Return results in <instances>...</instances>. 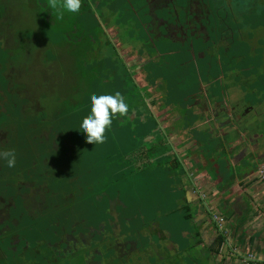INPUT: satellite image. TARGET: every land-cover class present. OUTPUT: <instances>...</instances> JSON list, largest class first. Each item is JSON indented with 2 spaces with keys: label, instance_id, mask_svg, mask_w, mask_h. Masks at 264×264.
Returning <instances> with one entry per match:
<instances>
[{
  "label": "rangeland",
  "instance_id": "374dc122",
  "mask_svg": "<svg viewBox=\"0 0 264 264\" xmlns=\"http://www.w3.org/2000/svg\"><path fill=\"white\" fill-rule=\"evenodd\" d=\"M42 1V10L45 11L43 14L40 12V0H13L12 5L8 7V18L6 21H2V23L4 26L7 25L12 20L9 18V16L13 17L14 22L12 21L10 23L11 31L19 32L20 36L22 37V42L27 40L31 44L30 47L32 49L31 51L33 53L34 59H37V52L34 50L37 46V43L45 44L47 43L46 41H48V44L52 41L60 43L57 47L62 51L60 55L62 59L67 60L71 57H73V59L75 57L79 59L78 74L79 72L80 74L78 76V85L76 87H70L69 85L66 88H63L65 76H62L61 79H58L60 74V65L62 69L63 63H66L69 68L70 64L67 61H60V64H57L58 61L55 62V49L45 44L46 47L42 57H40L39 60L40 63L42 62L41 58H43L45 61L47 79L51 78L55 71L58 70V72L55 74L57 77L58 86L56 92H45V94H43L44 97L42 104L45 107L52 109H47V113L51 111L62 113L60 122L63 126V129L70 130L72 128L70 134L73 135L76 141H78V152L83 158L87 157L88 161L91 163L89 167L92 168L93 173L91 176L92 179L90 180L91 188H88L89 191L85 190L84 188L80 189V180H78V184L73 186L72 183L75 181L73 178L69 184L65 183L67 181V174L69 176L76 175L79 176V178L82 177L85 169L81 168H85V163L79 161L77 162V165L79 163V173L65 174L62 172L61 174L60 178L62 183V191L68 192L69 190L67 188L70 186L73 191V196H70V198L66 201H63V199L61 200L60 219L63 224H65L64 220L67 221V218L70 220H72V217L77 220L84 219L83 222L80 223L78 221V225L74 226V233L77 234L86 232L88 230L90 232L87 233V236L83 237L85 239V243L89 246L82 244L75 251L71 249L72 253L71 251H66V255L63 254V257L56 258L57 261L55 264H87L86 256L88 252L91 251L92 255L88 260L90 264H105V262H107V264H137L134 258L132 259V263H130V254L126 256L125 260L119 259L118 257H115V253L112 248H105V236L108 234L111 235L112 231H115L116 234H118L119 231H121V233L126 232L128 234V236L126 235L127 237L132 239L134 238L137 242L140 241V244H137V250L141 252L142 261L144 264H162L161 261L153 257L151 259L146 257L153 255L152 248L156 249V247H159L157 253H163L165 255L167 245H164L163 239L158 235L160 234V225L166 226V221L168 223L170 222L168 224L170 228H167V230L171 233L170 238L168 237L167 239L169 242L168 244L171 246V248H173V254H167V257H169L168 261L169 259L171 260L172 256H174L173 261L171 260V263L177 264L180 256H183L184 252H186L190 259L185 260V262H188L189 264H207L208 260L201 256L198 250L194 247L195 227L191 222H187L184 218V211H182L180 206L182 200L179 199L181 194H178L176 190L172 192V190L168 189V186L171 187L172 183L170 180L171 177L165 178V176H167L169 173L166 170V166L163 168L161 167L162 164L160 163L158 166L153 164L150 167L149 164H146L144 168L145 170L134 171L128 169V166H130L131 163L125 162L124 167L126 168L119 173H116L115 168H122V165L119 164V161H121L123 157H125V160L132 159V157L135 155L133 152L140 144H142L140 135L143 134L144 128L152 130L157 125L158 120L156 117L148 116L150 114H147V117H149V122L147 123L148 126L139 127L138 131L134 129L132 130V128L135 127L134 125H128L129 127H127V130L129 132L130 141L126 142L125 146H123L122 140H118V144H115L113 152L114 156H112L113 161L111 163L113 168H111L110 171L109 183L105 182V140L103 143L99 144L88 143L85 139V135L79 131L80 123L89 115L87 113L84 114L85 110H80L79 108L90 103L86 99H88L89 96L88 91H91L88 77L86 76L84 79L82 72H90V79L96 80V86L99 87L101 94H105V90L107 89L106 92H108L111 88L108 84H105L106 80H109V82L112 80V77L108 76L107 69H111L110 72L118 69L117 72L120 73L121 78L124 79L123 83L125 85L123 88L126 89L124 93L126 97L129 98L132 96L134 101H136L137 97L141 94V90L144 89L138 84L144 83V75H141L140 69L142 65L146 64L149 60H156L158 58V53L153 48H150L152 50L148 49L149 51L147 50V53L144 56L141 55L140 50L143 48L141 45L147 47L143 42L146 38H144V36L146 35L142 28H144V26L148 29L149 27L152 28L151 33L154 35V41L158 40L161 33L159 28L148 23V15L145 16V14H148L145 0H81L80 9L76 13H70L60 8L59 4L62 3V0H57V9L50 8L48 0ZM196 2L197 0H191V11L199 13L198 7L195 6ZM45 4L47 5L48 9L45 7ZM159 4L161 3L157 2V4H152V9H154V7H159ZM244 4L246 8L244 9L246 12H248V10L254 9V7L257 6L256 8H259L260 12H256L254 10L251 12L259 14L263 11V14L250 16L248 13L246 14L244 20L240 18L234 20L233 22L235 23L229 22L234 28L240 27V25L245 22L247 25L245 26L244 31H248V33L255 31V36H253L251 40H246L248 43L245 45L240 42L246 38V35L243 33H237V37L228 39L229 42L233 40L231 43L228 42V46H233V48L237 49L235 52H232V55L234 56H232L233 58L229 60V64H226V57L223 56L222 53L219 54L217 52L219 48H215V45L213 44L215 41L213 33H211L212 41L209 40L208 35L207 37L201 36L198 38H196L195 35H191L189 38V45L186 46H182V42L177 41L172 43L170 40L167 41L170 45L172 44L176 46L174 49H177L178 47L181 48L180 53H172L170 56H166L167 60H163V62L158 60L156 61L158 65L160 62L163 66L165 61L167 62L166 65L170 66V68H162V72H167L165 77L170 76L172 78V80L167 84L169 92H171L172 86L175 83L173 79L180 81L181 77H183L173 76L175 75V68L178 71L182 70L187 73L189 72L188 77L190 78H185L188 83H190L191 80L193 83L201 85L203 82H207L208 80L211 82H218L216 76L220 71H218L217 68H221L219 63L221 56L223 57L221 75H224V77L225 75H228L229 78H227V80L234 79L233 77H230L232 73L229 74L227 72L229 69L228 67H232L233 72H238L239 69L242 68L239 67L240 61L248 58L249 61H247V65L248 67L250 66V68L247 69V72L245 71V74L249 75L243 78L244 82L247 83L246 88H242V91L244 92L243 97L246 96L245 103L247 106L253 104L257 105L261 102V99H263L261 97L264 95V0H251V2H249V0H244ZM211 5L213 6L212 3ZM176 9L177 11H182L178 5H176ZM238 9L240 8L237 7V9L235 8L234 10L236 15H239L240 13L237 11ZM239 11H241V9ZM161 15L168 18L171 17L170 11H166L163 14L161 12ZM196 17L199 18L198 16ZM211 19L214 22V16L211 17ZM196 21L198 22L199 20L197 19ZM143 22L144 25L142 24ZM2 23L0 21V27ZM190 23L193 24V22ZM47 25H49V27ZM111 25L112 27L108 29V27ZM83 30L87 31L95 38V43L93 45L94 49L92 51L88 49V51L91 52L88 53L87 57L85 56L79 58L78 53H80L79 49L82 45L78 46L75 44V42H72L68 36L70 35L73 40H76L78 38L77 36L81 33V31L83 32ZM169 31L170 35H172L175 39H181V37H183L180 28H172L170 26ZM195 31L199 33L205 32L206 30L204 27H200V29ZM119 32H121V34ZM177 33H179L181 37H179ZM109 41H111L113 45L112 47L110 46L111 43L109 44ZM193 42L194 46L192 44ZM199 44H201L200 48H198ZM73 45H77V48H74L76 51L70 50L72 49ZM113 47L116 49H113ZM238 47L245 49L239 50V52L242 54H239ZM161 53L163 54V52H160V54ZM236 55L243 56L242 58H238ZM83 58L84 61L81 60ZM108 60L113 62V65H110ZM116 60L117 66L115 63ZM186 62H189L190 64H185ZM83 63L86 65L84 68H82ZM41 64L44 66L43 62ZM155 67V65L147 67L146 71L149 78H154L156 76ZM127 71L133 75H130L127 73ZM151 72H154L155 74L151 75ZM112 73L113 72H111V74ZM53 82L54 84L56 83L55 80H53ZM119 82H121V80L116 83ZM151 83L154 82L152 81ZM205 84L206 83H203V86L201 87V91L203 90V92H200L203 93V95L205 93L204 91L208 90V86ZM52 86V83H44V87L47 88V91ZM155 88L159 89V87ZM155 88L151 89V94H155ZM92 89L98 88L92 87ZM217 89L220 93V88ZM145 91L142 93L144 96ZM94 94L95 93H91V95ZM151 94H146V96H151ZM156 95L157 96H155L154 99L148 98L150 100V106L160 119H164V124L167 125V132L171 135L170 131L174 122L173 119H175L174 115L170 113L171 110L174 111L176 108V110L180 112L182 111L181 109L186 107V105L190 106L189 103H191V101H189L188 98H183L182 94L178 95L176 98L173 96L171 105H173L174 108L172 109L171 106L164 110H160L158 106L162 105L163 103V105H166L169 103V101L167 97H164L162 100L161 93H156ZM57 97H60V101H57ZM204 101L200 100V104L198 102V105L201 106L202 110L198 108L197 111L204 116L209 114L208 118L212 119V116H214L213 110H208L209 104ZM229 105L227 104V107L224 108V110L229 109L231 106ZM247 110L248 108L245 109V112H247ZM136 115L137 112L134 110L132 113V119ZM117 117L118 116L116 115L115 118ZM229 119L230 118H228L226 121ZM194 127V129L197 128L196 126ZM201 131L204 135V141H207V143L201 148L203 152L202 154L205 157L212 158L215 161H224V152L227 150L224 149L225 147L222 144L223 140L219 138L217 131L209 129ZM138 133L139 136H136ZM193 133H196V131L194 130ZM146 139L149 138H144V141ZM69 140L70 142H73V139L69 138ZM174 140L175 142H179L181 139L175 137ZM218 142H220V145L214 147ZM191 160L192 159L190 158V161ZM233 169L235 168L233 167ZM140 171L141 176L137 178L134 177ZM173 173H175V171ZM176 174L177 173L174 175ZM116 180V187H112L111 184ZM155 181H163L165 184V189L157 187V190L154 184ZM196 181L200 187L205 186L207 181L210 185L213 184L212 180H210V178L208 179L206 175L198 178ZM106 191L112 192V195L116 194L114 200H116V204L119 205V210L115 211L116 204L111 200L109 201L106 196ZM76 193L79 194L81 200L78 201ZM124 202H126V206H128L126 211L125 208L122 207ZM213 207L216 211L215 213L213 212V214H220L219 210L216 209V206ZM106 211H108L110 215L106 214ZM120 216L131 219V223L128 225V221H124L125 219L121 218ZM150 222L153 224L156 222L154 228H144L143 225L148 226L150 225ZM226 225L227 224H225V229H227ZM85 226H89L88 230ZM91 232L92 234L97 232V235H95V240H93L94 237L93 239L91 238ZM132 232H134V234L131 235ZM45 234H48V231H45ZM110 237L113 236H109V238ZM100 238L103 240L100 241ZM78 243L81 244V242ZM26 255L30 256L31 253ZM23 260L24 259L20 257V261L23 262ZM28 260H30V264L37 261L44 264L43 262L45 261L41 258L32 259V257ZM28 260L25 262L26 264L29 263Z\"/></svg>",
  "mask_w": 264,
  "mask_h": 264
},
{
  "label": "flooded vegetation",
  "instance_id": "af4514ba",
  "mask_svg": "<svg viewBox=\"0 0 264 264\" xmlns=\"http://www.w3.org/2000/svg\"><path fill=\"white\" fill-rule=\"evenodd\" d=\"M12 2L13 0H0L1 23L7 20L8 7ZM42 8L43 1L40 2L41 14L45 13ZM9 18L12 19L10 23L14 22L13 17L9 16ZM10 23L5 26L2 23L0 27V152H14L16 166L8 168L6 160L0 158V264H23L31 257L44 259V264H55L56 258L63 257L66 251L71 249L75 251L82 244L89 246L83 238L90 232L89 226H85L88 231L77 234L73 229L84 219L67 218V221L64 220L65 224L60 219L61 200L66 201L73 196L70 186L68 192L62 191L61 174L62 172L79 173L77 162L82 155H78V141L70 134L72 128L63 129L60 122L62 113L54 111L47 113V109H52L42 104L43 94L56 92L58 86L55 75L58 70L47 79L45 61L41 58L43 66L39 60L46 43H37L34 49L37 52V59H34L31 44L27 40L22 42L19 32L11 31ZM69 36L68 38L75 42ZM59 44V42L52 44V48L56 51L55 62L58 61L57 64H60V61H67L70 68L66 63H63L62 69L60 65L58 79L65 76L63 88L69 85L76 87L77 58L62 59L60 56L62 51L57 47ZM74 48H77V45H73L70 50L76 51ZM44 83H52L53 86L47 91ZM57 101H60V97H57ZM63 135H66L64 140ZM69 138L73 139V142H70ZM69 178L65 183L69 184L73 178L75 181L72 186L78 184L80 180V189L85 185L86 190L91 188L88 179L84 181L82 177L76 175ZM76 197L78 201L81 200L78 193ZM210 215L213 223V214ZM45 231H48V234H45ZM109 236L113 237L109 238ZM158 236L163 239L164 245H167L165 255L157 253L159 247H156V249L152 248L153 255L146 258L153 257L162 264H174L171 263L174 256L169 261L167 257L169 253L173 254V249L166 239L160 234ZM91 238L95 240L92 232ZM194 238V246H196L198 238L197 236ZM107 247L112 248L115 257L119 259L125 260L130 254V263L134 258L137 264H144L135 239H125L123 235L112 231L111 235L105 236V248ZM195 248L198 250L200 247ZM198 252L200 253L199 250ZM28 253L31 255L27 256ZM91 255L92 251L88 252L87 264H90L88 260ZM20 257L24 259L23 262L20 261ZM188 259L190 257L184 252L177 264H186L185 260ZM28 261L30 264V260ZM32 264L42 263L37 261Z\"/></svg>",
  "mask_w": 264,
  "mask_h": 264
},
{
  "label": "trees",
  "instance_id": "16d2710c",
  "mask_svg": "<svg viewBox=\"0 0 264 264\" xmlns=\"http://www.w3.org/2000/svg\"><path fill=\"white\" fill-rule=\"evenodd\" d=\"M41 1L42 0H40V2ZM157 2L161 3L159 4V7H154V9H152V4H157ZM249 2H251V0H249ZM145 3L147 6V10H148L147 11L148 14H145V16L148 15L147 16L149 19L148 23H150L151 25L153 24L154 27L156 26L157 28H159L161 32V36L158 38L157 41H154L155 40L154 35L151 33L152 28L149 27L148 29L147 27L144 26V28L142 29L146 35L144 36V38L145 37L146 38L144 39L143 42L146 44L147 47H145L144 45H141L143 46V48L140 50V53L142 56H144L147 53L148 49L153 48L158 53V58L156 60H149L146 64L142 65L140 72H141V75H144V80L147 84L146 85L140 84L144 89L141 90V94L137 97L136 101H134L132 96L128 98L124 95L125 90H126L123 88V86L125 85L123 83L124 79H122L121 74L117 72L118 69L111 71L113 72L112 74L110 72L111 69H107L108 76L112 77V80L110 82L109 80L105 81V84H108L111 87L110 91H108L109 93L106 92L107 89L105 90V94H115V92L119 91L124 97L126 103L128 104L129 111L123 117L117 114L118 117L117 118L114 117V119L112 120L111 127L109 129H106L105 131V182L106 183H109L110 171H111V168H113L111 166V163L113 161L112 156H114L113 152H114L115 144L116 143L118 144V140H122V144L123 146H125L126 142L130 141L129 132L127 130V127H129L128 125L130 124L134 125L135 127H133L132 130L134 129L136 131H138L139 127L148 126L147 123L149 122V117H147V114H150L148 116L156 117V119L158 120L157 125L154 127V129H152L153 131L150 129L144 128L143 134L140 135L142 144H140L136 148V150L133 152V154L135 155L132 157V159L125 160L124 159L125 157H123V159L119 161L120 162L119 164L122 165V168L121 167L120 168L118 167V169L115 168L116 173H119L120 171L126 168L124 167L125 162L131 163L130 166L127 165L128 169L134 170V171L145 170L144 168L146 164H149L151 167L153 164L154 165L156 164V166H158V164L161 163L162 164L161 167L164 168L166 166V170L169 172L168 175L173 174V172L176 170L178 172L180 171V174L185 173L184 168H183L184 164L183 162L179 160L178 155L176 153L170 154L171 150L168 144V140H171V136L168 134L167 129H165L164 119H160L157 115H154V112L152 111L150 107V100L148 99L146 95L144 96L142 94L145 91V89L147 91L150 88L159 87V89L155 88L156 92L155 94H153V99L155 96H157L156 93H161L162 100L164 97H167L169 103L166 104L167 105L166 106V105H163L164 103L162 102L163 104L158 106L160 110H164L171 106H172V109L174 108L173 105H171L173 96H175L174 98H176L178 95L182 94L183 98H188L189 101H191V103H189L190 106L186 105V107L184 109H181L182 111L180 112L176 110V108L174 109V111L171 110L170 113L173 114L175 117V119H173L174 122H173L172 127L176 133L184 134L185 138L193 137L194 139H196L197 140V152H198V155H201L203 153L201 148L204 144L207 143V141H204L203 133L198 132L196 129H194L195 128L194 126L196 125V122L199 120L200 115L195 111V106L197 103H196V99L193 96H196L200 92L203 91V90L201 91V87L203 86V83H206L205 85L208 86V90H207L208 95H207V101H206L207 103L208 102L210 103L222 102L226 91L231 87L236 86V87H241V89L246 88L247 83L244 82L243 78L249 75V74H245V71L247 72V69L250 68V66L248 67L247 65L248 64L247 61H249V59L247 58L245 60L240 61L239 67H242V68L239 69L238 72H233L232 71L233 68L228 67L229 69L227 72L229 74L232 73L230 77L234 78L232 83L229 85L228 83L223 82L224 80H227L229 76L225 75L224 77V75H221V72H222L221 69L223 66L222 65L223 57L221 56L220 61H219L221 68H217L218 71L219 70L220 71L218 72V75H217L218 77L216 76V79H218V82H211L210 80H208L207 82H203L201 85L200 84L198 85V84L193 83L190 80V83H188V81H186L185 78H188V79L190 78L188 77L189 72L187 73L182 70L178 71L175 68V75L173 76L174 77L183 76V77H181L180 81H178L177 79L176 80L173 79L175 83L172 86L171 92H169L167 84L169 81L172 80V78L170 76L165 77L167 75V72H164V71L162 72V68L164 67L170 68V66L166 65L167 62L165 61H164V65L162 66L160 62H163V60H167L166 56L168 55L170 56L172 53H180L181 48L178 47L177 49H174L176 46L172 44L170 45L167 41L170 40L172 43L177 42V41L182 42L181 45L186 46V45H189V38L191 37V35H195L196 38L201 37V36L207 37L208 35L209 40L212 41L211 33H213L215 37V41L213 42V44L215 45V48H219L217 52L219 54L222 53L223 56L226 57V64H229V60H231L233 58L232 56H234L232 55V52L233 51L235 52V50L237 49L233 48V46L231 47L228 46V44L233 41L232 40L231 42H229L228 39L237 37L236 36L237 33H243L246 35V38L245 40H242L240 42H242V44L245 45L248 43L246 42V40H251V38L255 36V31L249 32V33L248 31H244V28L247 25V23L243 22L240 25V27H237V28H234L233 26H231V23H235L233 21L236 19H240V18L244 20L246 17V14L248 13L250 16L263 14V11L259 14L255 12H251L252 10L256 12H260V9L256 8L257 6L254 7V9L248 10V12H246L244 0H242V2L241 0H197V2L195 3V6L198 7L199 13L191 11V0H168L167 2L164 0L162 1L161 0H145ZM211 3L213 4L214 7L211 5ZM176 5H178L182 11H177ZM45 7L47 8L46 4H45ZM237 7L241 9V11H239L240 9L237 10L238 12H240L239 15L238 14L236 15L234 11L235 8L237 9ZM166 11H170V14H171L170 18L164 17L163 15H161V12L163 14ZM196 16H198L199 18H195ZM213 16H214V22L211 19V17ZM197 19L199 20L198 21L199 23L196 21ZM190 22H193V24ZM142 24L144 25V22ZM47 26L49 27V25ZM111 26H109L108 29ZM170 26L172 28L174 27L180 28L183 34V37H181L179 33H177L178 36L181 37V39L173 38V36L170 35L168 31L170 29ZM200 27H204L206 31L197 33V31L195 30L200 29ZM119 33L121 34V32ZM168 33L169 35H167ZM77 37L78 38L74 40L75 43L78 46L82 45L79 49L80 53H78L79 58H82L85 56L87 57L88 53L91 52V51H88V49H93L95 38L91 36L85 30H83V32L81 31V33ZM110 43L111 41H109V44ZM192 44L194 46V42ZM110 46L111 47L113 46L112 43L110 44ZM200 46L201 44L198 45V48H200ZM115 47H113V49L117 48ZM239 50H245V49L238 47V52ZM160 52H163V54L162 53L160 54ZM239 54H242V53L239 52ZM242 56L243 55H239V56L236 55V57L238 58H242ZM81 60L84 61V58ZM117 60L115 61L116 66H117ZM157 60L160 61L159 65L156 63ZM108 63L110 65H113V62H110L109 60H108ZM185 64L189 65L190 63L186 62ZM154 65L156 66L155 67L156 76L154 78H149L147 71H146L147 67L154 66ZM84 67H86V65L83 63L82 68ZM127 73H129L130 75H133L129 71H127ZM82 74H83L84 79L86 76L88 77V81L91 87L96 85V80L90 79L89 71L87 73L82 72ZM154 74H155L154 72H151V75H154ZM119 80H121V82L116 83ZM152 81L154 83H151ZM217 88H220L221 90L220 93L218 92L219 90ZM86 100L89 101V97ZM85 105L79 108L80 110L81 109L85 110L84 114L88 112L87 109L90 108V103L85 104ZM134 110H136L137 115L134 116V118L132 119L131 116ZM194 130L196 131V133H193ZM136 136H139V133ZM146 137L147 138L152 137V138L146 139L144 141V138ZM65 138H66V135H63V140ZM218 145H220V142L216 143L214 147H217ZM78 155H80V153H78ZM223 157H224V160L229 161L228 159L229 156H228L227 151L224 152ZM90 164H91L90 162L85 161V168H81V169H85V171L83 172V180L86 181L88 177L89 178L88 180L91 183L90 180L92 178L89 176H90V172L92 171V168L89 167ZM222 167L224 171L222 170ZM67 168H68V164H67ZM208 172L210 173V171ZM138 173H141V171ZM210 175L214 181H216L217 179H220V182L216 185L217 188L219 189L228 188L230 185H233L235 183V179H236V173L234 172L233 167L228 168L227 163H221L220 161L217 162L216 173L214 175L210 173ZM220 175L222 178L219 177ZM66 178L68 179L69 176L67 175ZM111 185L112 187H116L117 180L113 182ZM84 189L86 190V185L84 186ZM106 196L109 199V201L110 200L113 201L116 194L112 195V192L106 191ZM123 205L122 207L125 208L127 204L124 202ZM186 208L187 206L185 207L186 212L183 215L185 219L190 220L193 218V214L191 213V210L189 208L187 210ZM105 213L109 214L108 211H106ZM123 219L127 220V218H123ZM217 233H218L217 246L219 247V250H220L228 238V233L221 232V231H218ZM93 234L97 235V232H94Z\"/></svg>",
  "mask_w": 264,
  "mask_h": 264
},
{
  "label": "crops",
  "instance_id": "0c3cea01",
  "mask_svg": "<svg viewBox=\"0 0 264 264\" xmlns=\"http://www.w3.org/2000/svg\"><path fill=\"white\" fill-rule=\"evenodd\" d=\"M46 42L50 47H53L51 44H56L53 41L49 42V44L48 41ZM93 49L90 50L92 51ZM78 64L79 59L77 58L76 65L78 66ZM232 81L233 79L224 80L223 82L230 85ZM143 82L142 85L147 84L145 80ZM138 84L140 85V83ZM92 87L98 89H92ZM92 87L90 86L91 91H88V97L91 96V93L101 95L98 86ZM151 89L145 91V95L149 91L151 92L148 94H151ZM204 92V95L203 93H199L194 96L197 103L195 111L200 115L195 125L197 127L196 130L201 133V130L205 129L217 131V135L223 140L224 149L227 150L229 156V161L222 160L220 162L227 163L231 168L234 166V172L236 173L235 183L226 189H219L216 184L220 182V179H217L216 182L212 179V183L216 184L210 185L208 180L205 186L200 187L196 180L204 175L211 180L205 167L214 175L218 161H215L213 164L212 160L207 165L204 158H202L201 160L205 167L201 165L199 159L196 158L197 140L193 137L185 138L184 134L176 133L172 127L171 131L169 130L171 140H168L171 150L170 154L176 153L181 158L182 162H184L183 168L185 173L180 174V171H175L176 175H173L175 174L173 173L165 176V178L171 177L172 186H168V189L172 190V192L176 190L178 194H181L179 196V199L182 200L180 206L184 213L186 212V206V210L188 208L191 210L193 218L189 221L185 220L194 225V236L198 238V244L194 247H200L198 250L201 256L208 260L207 264H264V180H261L259 174V169L264 167V95L261 97L263 98L261 102L257 105L247 106L245 103L246 96L243 97L244 92L242 89L236 86L231 87L226 91L222 102L207 103L209 104L208 110H213L214 114L212 119H209V114L204 116L197 111L198 108L202 110L198 102L200 104V100L207 101L208 91ZM147 97L153 98V94ZM227 104L231 106L229 105L230 108L224 110ZM247 108L248 110L245 112ZM87 111L90 114V108ZM152 111L154 112L153 109ZM154 115L157 114L154 112ZM228 118L230 119L226 121ZM164 125L166 129L167 125ZM175 137L181 140L175 142ZM190 158L192 159L191 161ZM85 161L89 162L87 157H82L79 160L82 163H85ZM92 175L91 171L89 177ZM139 176H141V173H137L134 177L137 178ZM219 177L222 178L221 175ZM87 179L89 178L87 177ZM154 184L156 189L157 187L165 189L163 181H155ZM113 202L116 204V200H113ZM213 206H216V209L219 210L220 214L217 215L222 214L221 216L227 222L228 238L220 250L217 246L218 228L214 221L213 212L215 213L216 211ZM117 210H119L118 204H116L115 211ZM126 210L127 206L125 207ZM209 213L213 214V223L210 220L211 215ZM120 217L123 218L122 216ZM124 221H128V225L131 223V219ZM169 223L166 221V226L162 224L164 227L160 225V235L166 239L167 243H169L168 237L170 238L171 236V233L167 230V228H170ZM155 225L156 222L154 224L150 222V225L143 226L144 228L150 227L152 229ZM123 233L119 231L118 234L123 235L125 239H132L127 237L128 234L126 232ZM137 244H140V241ZM249 253L255 254L261 261L245 260ZM186 264L189 263L186 262Z\"/></svg>",
  "mask_w": 264,
  "mask_h": 264
},
{
  "label": "clouds",
  "instance_id": "9594fccd",
  "mask_svg": "<svg viewBox=\"0 0 264 264\" xmlns=\"http://www.w3.org/2000/svg\"><path fill=\"white\" fill-rule=\"evenodd\" d=\"M49 7L57 9V0H48ZM81 0H62L59 7L70 13L80 9ZM90 114L80 123L79 131L85 135L88 143L99 144L105 140V131L112 125V119L117 114L123 117L129 108L122 94L91 95L89 97ZM0 158L7 162L8 168L16 166V155L12 151L0 152Z\"/></svg>",
  "mask_w": 264,
  "mask_h": 264
},
{
  "label": "built area",
  "instance_id": "2783aa9c",
  "mask_svg": "<svg viewBox=\"0 0 264 264\" xmlns=\"http://www.w3.org/2000/svg\"><path fill=\"white\" fill-rule=\"evenodd\" d=\"M259 174H260L261 180H264V167H261L259 169ZM214 221L217 224L218 231L227 232V229H225L226 220L223 216L214 214ZM245 260L261 261L259 258L255 256V254H252V253H249Z\"/></svg>",
  "mask_w": 264,
  "mask_h": 264
},
{
  "label": "water",
  "instance_id": "95a60500",
  "mask_svg": "<svg viewBox=\"0 0 264 264\" xmlns=\"http://www.w3.org/2000/svg\"><path fill=\"white\" fill-rule=\"evenodd\" d=\"M191 138V137H190ZM196 158L197 159H199V162H200V164L201 165H203L204 167H205V165H204V163L202 162V158H204V160H205V163L207 164V165H209L210 163H211V161L213 160L212 158H209V157H205L203 154H201V155H198V152H197V146H196ZM209 160V161H208ZM180 161L182 162V160H181V158H180ZM214 162H215V160H213V164H214ZM184 163V162H183ZM229 167H231V166H229L228 165V168ZM232 167H234V166H232ZM205 170L207 171V174L208 175H210V173H208V170L206 169V167H205ZM210 177H211V175H210ZM213 178L211 177V180H212ZM214 181V180H213ZM215 182V181H214ZM213 182V184H216V183H214ZM217 185V184H216Z\"/></svg>",
  "mask_w": 264,
  "mask_h": 264
}]
</instances>
